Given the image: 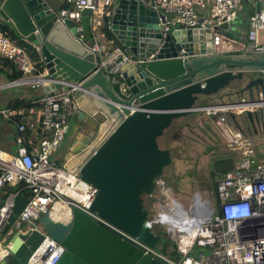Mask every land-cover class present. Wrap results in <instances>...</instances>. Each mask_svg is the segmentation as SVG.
<instances>
[{
	"label": "water",
	"instance_id": "water-1",
	"mask_svg": "<svg viewBox=\"0 0 264 264\" xmlns=\"http://www.w3.org/2000/svg\"><path fill=\"white\" fill-rule=\"evenodd\" d=\"M58 11L47 0L0 1V18L20 39L40 50L47 78L53 80L43 92L75 86L76 119L59 163L96 188L90 212L152 252L145 253L118 231L75 208L68 221L52 220L47 211L39 223L65 248L57 264H164L154 257L162 237L143 202L144 196L164 184L163 170L172 163L170 151L161 149L158 139L174 120L204 108L199 106L202 97L220 93L224 98L243 101L247 96L248 102H261L264 52L217 53L211 32L166 26L164 16L148 1L118 0L108 16L109 30L133 60L111 76L96 69L98 58L75 38L72 21H58ZM243 116L245 122L237 124L243 137V126L254 135L264 134V99L258 110L229 113L228 118ZM233 165L232 157L212 161L216 174L230 171ZM26 204L25 198L17 197L11 222ZM13 239L11 255L0 264H25L43 235L28 230L15 233Z\"/></svg>",
	"mask_w": 264,
	"mask_h": 264
},
{
	"label": "built area",
	"instance_id": "built-area-1",
	"mask_svg": "<svg viewBox=\"0 0 264 264\" xmlns=\"http://www.w3.org/2000/svg\"><path fill=\"white\" fill-rule=\"evenodd\" d=\"M246 1L253 11L247 16V31L243 41L232 36L230 31V25L241 10L242 0H153L149 6L164 16L166 26L172 24L179 29L211 32L216 52H264V38L260 39V34L264 33V0ZM114 2L64 0V6L58 11V21H72L77 32L75 38L98 58L96 69H102L111 76L118 75L121 67L133 60L132 56L123 47H108L103 42L105 35L102 28L94 25V18L90 20L93 42L89 45L84 43L81 20L86 11L94 16L99 15L100 9L101 15L108 17V10ZM168 15H173V19ZM21 41L23 45L0 32V61L11 62L21 75L14 81L0 85V89L12 86L43 89L53 80L47 78L40 50L25 39ZM32 54L37 59L32 58ZM74 90L75 86L67 90L59 89L37 100L42 106L37 124L24 120V105L28 103L24 100H20L23 106L12 102L0 107V128L9 125L15 127V150H0V202L3 203L0 205V233L10 224L16 199L21 196L27 200V204L16 218L20 220L16 222L18 232L25 233L21 231V226L27 222V231L35 230L43 235L39 246L25 264H57L63 255L65 248L47 236L39 223L41 215L47 211L54 220L52 212L57 203H62L68 209L69 218L72 209H78L141 246L145 253L152 252L134 238L104 222L96 213L90 212L91 202L97 194L96 188L81 180L78 172L71 174L59 162L50 161L52 153L69 131V119L77 112ZM259 98L261 102L243 100L235 104L222 103L205 106L198 112L213 116L219 114L223 122L226 114L258 110L264 99L262 96ZM233 106H242V109L235 113ZM253 155V149L247 148L244 158L234 160L233 168L216 178L215 202L205 189V194L200 197L193 194L195 207L190 205L189 209H179L177 214L170 209L169 203L160 199L153 201L148 209L149 212L155 211L150 219L155 232L160 235L155 225L167 226V235L181 255L175 260L155 251V258L164 264H264V162H257L253 167ZM160 197L168 200L162 187L159 190ZM173 214L184 218L185 222L176 225L168 223L165 216ZM200 214L205 215L193 222ZM188 220L192 222L187 226ZM189 235H192V240L183 247L182 239ZM13 240L11 237L7 243H0V261L11 255L10 243Z\"/></svg>",
	"mask_w": 264,
	"mask_h": 264
},
{
	"label": "rangeland",
	"instance_id": "rangeland-1",
	"mask_svg": "<svg viewBox=\"0 0 264 264\" xmlns=\"http://www.w3.org/2000/svg\"><path fill=\"white\" fill-rule=\"evenodd\" d=\"M59 2L60 0H57V3ZM98 14L99 15H94V19H99L97 23L100 24L101 9ZM81 25L84 29L85 40L92 43L89 15L82 16ZM243 25H245V23ZM263 38L264 33H261L260 39ZM32 55L34 59H36L35 55ZM25 90L26 87L24 86H12L0 89V107H6L7 105L5 104L9 100H15L19 97L25 99L26 102H30L35 96H41L37 98L38 100L44 96L40 88H29V92H25ZM33 93H35L34 96L32 95ZM244 99L246 101L249 100L247 96ZM18 101L19 100L13 103ZM241 101V98L236 97L231 99L224 98V96L219 93L217 96L208 98L202 97L199 100V106L205 107L222 103L235 104ZM24 109L26 110V108ZM217 115V119L214 120V116L207 114V112H194L190 116L174 120L170 127L164 131L163 135L158 139V146L161 149H168L170 151L172 163L163 170L162 179L165 181L164 184L156 186L151 197L144 196L143 202L145 206L150 207L154 200L160 199L166 204L169 203L170 209H174L173 212L177 214L179 209H189L193 201V194L196 192L205 194L204 189L207 190L208 195H210L215 202L214 182L216 178L221 177V174H216L213 171L212 161L216 157H222L229 153L233 154L231 156L236 161L235 158L237 155L235 154L240 151L238 154L242 155L241 153L246 151L247 143L245 139H248L243 137L236 128L230 124L227 114L223 122L220 120L221 115ZM75 119L76 113L69 119V130L72 128ZM14 133L15 127L12 125L0 128V150L6 152H13L15 150ZM67 137L68 133L64 136L60 146L52 153L50 161L59 162L63 153V145ZM247 137L252 139L251 148L255 155L251 157L253 159L252 166L254 167L257 162H264V134H253ZM161 187L164 188L168 200L164 197L159 198V190ZM1 193L2 191L0 190V194ZM154 215V210L149 212L150 219H152ZM171 217L170 215L165 216L168 223ZM17 221L20 220L16 219L14 222H10L7 229L0 233V243H7V241L18 232L16 228ZM166 227L167 226L155 225V229L158 230L162 237V240L156 247V253L158 254H163L162 248L166 244L170 243L169 250L172 247L171 244H173V241L171 242L167 235L168 231ZM27 228V222H23L21 231L26 232Z\"/></svg>",
	"mask_w": 264,
	"mask_h": 264
},
{
	"label": "crops",
	"instance_id": "crops-1",
	"mask_svg": "<svg viewBox=\"0 0 264 264\" xmlns=\"http://www.w3.org/2000/svg\"><path fill=\"white\" fill-rule=\"evenodd\" d=\"M117 1L114 2V5L117 3ZM145 1L151 2L153 0H145ZM47 2L52 8H55L57 10L61 9V7L64 6V0H60L59 3H57V0H47ZM245 3H246L245 0H242V2H241V10L239 11L238 18L230 25L231 35L236 37L237 39H239L241 41L245 40V37H246V31H247V26H246L247 20L246 19H247V14H248L247 12L250 9V5H246ZM114 5L112 7H114ZM112 7L108 10V12L111 11ZM209 13H212V10H211V12L209 10ZM89 16H90V20H91V18H94V16L91 15V14H89ZM168 17L170 19H173V15H168ZM105 18H106V15H104V16L101 15L100 24L97 23V20H99V19L96 18L95 19V23L96 24H94V25L97 26L98 28H102L103 22L105 21ZM244 23H245V25H243ZM103 42L110 48H113L114 47V43H117L114 37H113V40H110V41L107 40L106 37H105ZM84 43H86L88 45L90 44L89 42H87L85 40V37H84ZM217 53H220V52H217ZM227 54H230V53H227ZM35 57L37 59L36 55H35ZM32 58H34L33 55H32ZM11 73H12V71L10 69H8L7 65L2 63V61H0V85H3V84H5V83H7L9 81L8 77H9V75H11ZM28 90H29V88H26L25 92H27ZM42 94H45L43 92V90H42ZM32 95L34 96L35 93H33ZM38 97H41V96H35L33 98L35 100L32 99L33 101L30 100V102H28V103L33 104V106H31L30 108H26L25 117H24V120L30 121V122H34L35 124H37V122L39 120V117H40V114H41V110H42L41 104H36V105L34 104L38 100L37 99ZM17 100L26 101L22 97H19V98H16L15 100H9L5 105H8V104H10L12 102H15ZM245 141L247 143V148L252 146L250 144V142H249V139H245ZM239 152L240 151H238V153ZM246 152H247V149H246L245 152L241 153L242 155H239L237 152H235V153H237V154H235V155H237L236 158H235L236 161L240 160L241 158H244ZM231 155H233V154L229 153V154H227L225 156L216 157V158L232 157Z\"/></svg>",
	"mask_w": 264,
	"mask_h": 264
},
{
	"label": "trees",
	"instance_id": "trees-1",
	"mask_svg": "<svg viewBox=\"0 0 264 264\" xmlns=\"http://www.w3.org/2000/svg\"><path fill=\"white\" fill-rule=\"evenodd\" d=\"M0 1H2V0H0ZM245 2H246L245 3L246 5H249L246 0H245ZM252 11H253V8L250 6V9H249V11L247 13L250 14V13H252ZM248 14H247V16H248ZM108 21H109V18L106 17L105 21L103 22L102 31H103L106 39L110 41V40H113V35L111 34V32L109 30ZM0 32L5 34V36H7L10 40L18 41V43L20 45H23V42L18 37V35L15 33V31L12 29L10 24L5 23L4 21H0ZM114 47H122V46H120L118 43H114ZM2 63L6 64L8 69H10L12 71L11 75H9V77H8L9 78L8 82L14 81V80L18 79L21 76L20 73L18 71H16L14 65L11 62H9L7 60H2ZM34 104L36 105V104H40V103L39 102H35ZM17 105L18 106H23L22 104H20V101L17 102ZM31 106H33V104H31V103L28 104L27 103V104L24 105V108H30ZM169 244L170 243L166 244L162 248L163 254H161V255L167 256V257H169L171 259H175V260L180 258L181 255L176 251V248L173 246V244H171L172 247L169 250Z\"/></svg>",
	"mask_w": 264,
	"mask_h": 264
},
{
	"label": "bare ground",
	"instance_id": "bare-ground-1",
	"mask_svg": "<svg viewBox=\"0 0 264 264\" xmlns=\"http://www.w3.org/2000/svg\"><path fill=\"white\" fill-rule=\"evenodd\" d=\"M232 109L236 112H240L242 109V106H233ZM195 195H198L200 197L202 194H200L199 192H196ZM191 205H192V207H195V199H193ZM171 210L173 211L174 209H171ZM52 214H53V219L57 222H64V221H67L69 219V217H68L69 211L62 203H57L54 206V211L52 212ZM204 215L205 214H200L199 218H196L193 222L201 220L204 217ZM184 222H185L184 218L175 217L174 215H172L171 219H169V223L172 225H176V224H180V223H184ZM191 222H192V220H188V223L186 225L188 226ZM191 240H192V235H189L188 237H184L182 239L183 247L185 245H187L188 243H190ZM15 245H16V241L15 240L11 241L10 247H14Z\"/></svg>",
	"mask_w": 264,
	"mask_h": 264
},
{
	"label": "flooded vegetation",
	"instance_id": "flooded-vegetation-1",
	"mask_svg": "<svg viewBox=\"0 0 264 264\" xmlns=\"http://www.w3.org/2000/svg\"><path fill=\"white\" fill-rule=\"evenodd\" d=\"M245 118H246L245 116H243V117H237L235 120L229 118V122H230V124L233 125V127L236 128V130H238V129H237V124H238V123L241 124V123H243V121L245 122ZM242 128H243V130H244V132H243L242 134L245 135V137L249 139V142H250V144L252 145V139L249 138V137H247V135H250V136L253 135L252 130L249 129V128H245V126H243ZM257 130H259V129H257ZM258 132H259V131H258ZM68 133H69V131H68ZM215 159H216V158H215Z\"/></svg>",
	"mask_w": 264,
	"mask_h": 264
}]
</instances>
